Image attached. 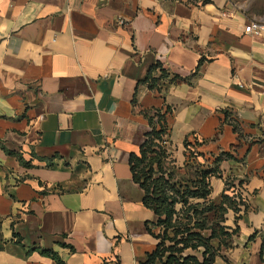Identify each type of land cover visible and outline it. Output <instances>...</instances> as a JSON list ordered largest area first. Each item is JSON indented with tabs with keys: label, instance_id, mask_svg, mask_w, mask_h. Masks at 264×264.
<instances>
[{
	"label": "crops",
	"instance_id": "1",
	"mask_svg": "<svg viewBox=\"0 0 264 264\" xmlns=\"http://www.w3.org/2000/svg\"><path fill=\"white\" fill-rule=\"evenodd\" d=\"M257 17L246 0H0V264H59L42 249L65 264L144 262L160 228L129 159L150 130L142 111L164 104L175 163L187 137L202 162L229 153L209 198L246 200L225 215L226 244L212 239L214 264H264ZM158 61L191 83H140Z\"/></svg>",
	"mask_w": 264,
	"mask_h": 264
},
{
	"label": "trees",
	"instance_id": "2",
	"mask_svg": "<svg viewBox=\"0 0 264 264\" xmlns=\"http://www.w3.org/2000/svg\"><path fill=\"white\" fill-rule=\"evenodd\" d=\"M181 82L191 83L190 78L173 73L160 61L153 64L147 76L140 81L159 93H164L168 85ZM142 113L148 119L150 130L139 152L131 153L129 163L133 179L144 190V204L158 217L155 225L160 228V232L155 233L148 227L159 242L141 264H157L163 260L165 264H214L218 249L212 245V239L218 238L226 244L229 237L223 225L226 213L229 209L238 212L239 205L246 206L240 191L237 192L240 200L235 199L236 190L232 194L224 192L219 203L209 198V180L211 176L220 174L219 163L230 154L217 156L213 165L205 158L202 162L199 157L204 155L195 149L199 142L197 139L191 142L187 137L184 141L186 160L183 166H178L172 157L168 140L173 108L164 104L143 110ZM226 190L232 191L229 187ZM205 230L210 231L209 236L203 234ZM188 248H203V258L183 256ZM40 251L54 257L59 264H65L54 251Z\"/></svg>",
	"mask_w": 264,
	"mask_h": 264
},
{
	"label": "built area",
	"instance_id": "3",
	"mask_svg": "<svg viewBox=\"0 0 264 264\" xmlns=\"http://www.w3.org/2000/svg\"><path fill=\"white\" fill-rule=\"evenodd\" d=\"M249 31L254 36H262L264 35V18L263 17H257L250 21L249 24ZM241 87H243V84H240ZM261 91L264 93V79L263 82L260 85ZM236 195L234 196L237 201L240 200V197L237 195L239 191H235ZM245 200V199H244Z\"/></svg>",
	"mask_w": 264,
	"mask_h": 264
},
{
	"label": "rangeland",
	"instance_id": "4",
	"mask_svg": "<svg viewBox=\"0 0 264 264\" xmlns=\"http://www.w3.org/2000/svg\"><path fill=\"white\" fill-rule=\"evenodd\" d=\"M250 10L259 16H264V0H246Z\"/></svg>",
	"mask_w": 264,
	"mask_h": 264
}]
</instances>
